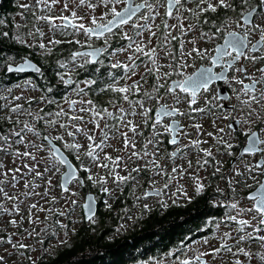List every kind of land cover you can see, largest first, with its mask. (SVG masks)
<instances>
[{"label":"snow or ice","instance_id":"obj_1","mask_svg":"<svg viewBox=\"0 0 264 264\" xmlns=\"http://www.w3.org/2000/svg\"><path fill=\"white\" fill-rule=\"evenodd\" d=\"M57 5H61V14L53 15ZM72 5L70 8L68 0H35V5H19L22 10H28L32 14L33 24L26 33L27 37L38 38L40 42L29 43L17 31L11 37L16 43L27 48H38L41 56L52 55L54 48L62 43H74L89 50L74 51L65 60L57 61L58 67L64 71L57 72L58 81L54 80L47 87V94L39 98L40 103L53 105L56 109L54 112L50 110L45 113L43 108L33 111L34 98L23 94L11 95V87L7 88L9 95H0V101H3L0 103V113H7L0 119L11 125L6 133L0 130V153L11 157V163L15 165L9 168L4 160H0V200L4 202L0 203V215L20 216V220H8L13 228L20 229L24 222V216L21 215L23 205L27 210V222L31 226L22 229L23 237L35 239L37 245H43L45 236L59 239V231L67 233L69 226L60 218L71 220L78 205V200L75 199L79 195L78 189L86 184L95 187L98 193L113 198L125 185L139 184L142 172H151L152 190L142 197L138 196L137 200L146 199L150 195H163L173 181L177 182L176 192L189 198L184 186L178 181L183 179L187 169L193 168V162L188 159L185 168L183 164H175V160L185 159L187 151L195 150L197 172L189 177L193 181L195 194H202L210 186L205 184L206 178L199 175V170H206L211 166L210 175L224 180L231 189L232 202L226 206L235 213L227 214L223 221L216 223V227L219 228L220 223L226 226L235 224L236 227L219 237L221 243L218 248L193 250V257L185 255L183 259L178 258L177 264H210L205 257L215 260L217 257L222 258V253L231 254V264H251L254 258L258 260V264H264V252L251 250L253 243L264 249V234H261L264 233V182L256 180L258 189L246 197L251 202L250 206L241 207L240 200L235 195L236 185L251 187L247 183L248 179L255 180V173L264 175V0H96L95 3L92 0H72ZM80 7H86L90 13H95L98 7L105 11L99 16L90 14L89 23L85 24V18L77 15L76 9ZM20 15L23 17V12ZM157 19L159 23L156 22ZM2 23L0 20V24ZM40 24L46 25L51 33L47 43L43 42L45 32ZM21 27L20 24L15 25L17 30ZM205 27L209 30L205 31ZM191 33L196 35L186 39ZM56 34L65 39H56ZM81 34L85 37L83 42L76 38ZM0 37L9 38V32H0ZM253 37H256L255 42ZM93 38L103 40V46L93 47ZM112 38L126 43L112 48ZM213 41L222 43H217L211 53L208 48L199 46ZM110 48L112 51L109 52ZM104 53L112 58L119 54L125 55L124 61L113 59L110 64L112 69H119L120 74L109 73L110 82L100 88V92L114 94V98L108 101L109 107H100L92 99L83 98L87 96L91 86L97 83L95 79L83 80L84 86L81 87V82L74 80L72 76L75 68L83 69L89 64L103 63L98 58ZM0 58V68L6 73H25L30 70L41 72L40 67L27 57L18 61L11 55H5L3 49H0ZM197 60H208L211 66L187 73L186 69L195 67ZM141 66L144 68L143 72L138 71ZM214 66H220L222 70L214 71ZM229 72L232 73L231 76L228 75ZM137 75L139 79H133ZM148 76L154 80L151 90L143 87ZM120 81L124 83L121 84ZM220 81L229 86H237L231 87L232 95L217 91L214 85ZM57 82L68 87L75 86L73 91L81 99L62 98L61 104L53 95ZM3 91L4 87L0 86V92ZM208 93L214 94L206 95ZM166 97H171V104ZM152 101L157 105L154 115L152 107L146 106ZM201 101L202 107L198 106ZM125 104L127 108L124 107ZM181 104L187 105V109L182 110L179 107ZM196 113L201 118L212 117L214 131L206 133L212 140L208 147H201L207 145L208 140L201 139L205 135L203 125L195 122L191 127L195 129L197 138L189 140L187 144L180 143L181 134L186 137L188 133L175 118L187 117L194 120L193 114ZM137 116L140 117V123L136 122ZM165 118L170 119L168 124L163 123ZM101 121L104 122L103 128ZM37 124L42 127L37 128ZM87 124H92L93 127L87 128ZM144 128L151 129L149 136H144ZM97 131L100 133L99 139ZM29 134L33 139H26ZM163 134L169 136L170 144L177 146L167 154V159L173 161L170 172L165 170V166L157 158L160 154V136ZM240 134L244 137L245 145L240 151V158L235 160L230 170L222 174L223 161L216 157L235 159L236 153L233 150L238 145L234 140ZM117 136L121 138L123 154L114 158L105 149L112 147L109 141L115 140ZM78 137H83L86 144L81 143ZM137 137L144 138L139 150ZM54 141L61 142L60 147ZM20 146H23V151ZM150 146L152 151L149 150ZM65 151L80 161L78 166L69 161ZM42 152L45 155L39 156ZM258 154L260 158L254 163L244 160L245 156L255 158ZM129 161L134 164L137 161L142 163L129 169ZM41 162L44 164L43 172L37 167ZM61 167L66 170L59 183L62 195L58 199L50 192L55 187L51 177L60 173ZM93 168L99 171L93 172ZM81 172L83 176L80 175ZM122 172L126 174H121ZM156 176L164 178V184L160 188L155 187ZM237 177L240 179L237 180ZM110 181L112 187L108 186ZM21 182L22 191L18 188ZM9 187L14 190V194L6 191ZM41 187L44 188L43 192L38 191ZM215 191L223 195V189L219 186ZM5 203H10L11 207H6ZM96 203V198L90 195L83 204V208L87 210L85 218L90 224L96 223ZM102 203L105 208L111 209L108 199H104ZM144 208L148 210L149 206L144 204ZM40 213L44 214L43 220ZM38 225H43L39 231L36 230ZM229 240H234L235 243L229 244ZM65 242L59 240L61 244ZM201 243L207 245L209 241L203 238ZM246 244L249 247L243 246ZM0 245H8L14 252L24 250V258L28 264H37V260L30 254L37 251L35 245L23 243L22 239L16 238L15 233L0 236ZM39 251L46 252L49 249L42 247ZM169 255L174 256L175 252ZM7 256L8 251L5 249V254L0 255V264H6ZM241 256L245 259L241 260Z\"/></svg>","mask_w":264,"mask_h":264},{"label":"rangeland","instance_id":"obj_2","mask_svg":"<svg viewBox=\"0 0 264 264\" xmlns=\"http://www.w3.org/2000/svg\"><path fill=\"white\" fill-rule=\"evenodd\" d=\"M93 3L96 2V0H92ZM23 3H28V4H32L35 5V0H17L15 2V6L18 7V12H15L11 15V20L14 24V26L16 24H20L22 27L17 30L15 28V32H24V29H26V32L29 31L30 28H32V24H33V20H32V14L31 12H29L28 10H22L19 5L23 4ZM69 3V7L71 8L72 5V0H68ZM77 11V15L78 16H83L84 19V23L88 24L89 23V15L90 14H94L99 16L102 12L105 11V9H103L102 7H98L95 11V13H90V10L87 9L86 7H80L76 9ZM23 12V17L20 15V13ZM37 14H39V12L37 11ZM53 15H60L61 14V5H57L56 8L54 9ZM65 15H67L68 13H64ZM43 31L45 32V36L43 38V42L47 43L48 39L51 36V33L49 32V29L46 25L44 24H40L39 25ZM29 28V29H28ZM22 35V34H21ZM190 35V34H189ZM24 38L26 40H28L29 43H33V42H40L38 38L35 37H27L24 36ZM56 39H65L64 36L60 35V34H56L55 36ZM72 37H68V39H71ZM77 39H80L82 42L85 40V37L81 34L80 36L76 37ZM33 50H35L36 48H32ZM38 52V51H37ZM124 56L121 55V59H123ZM64 60V59H63ZM113 62L112 57L107 56V58L103 61V63H99L98 66L99 67H105V66H109V68L107 70H105L108 75L105 78H101L100 81L103 83L104 79L107 81L106 84L108 82H110L111 77L109 75V73H112L113 75H116L118 73L117 69H112L110 67V64ZM71 67V66H70ZM81 68H75V71L72 73L73 79L76 81L81 82L80 86L83 87V83L82 81L85 80H80L78 79L76 76L77 74L81 71ZM2 70H0L1 72ZM63 69H60L59 72H63ZM139 72H143L144 68L143 66H141V68L138 70ZM97 73V72H96ZM43 75H40L38 77V79H42ZM148 78V77H147ZM86 79H90V78H86ZM133 79H139V75H137L136 77H133ZM154 80H152L151 82H147L146 84H144V89H148L149 87L151 88L153 85ZM120 83H124V81H120ZM129 83H131V81H129ZM105 84V86H106ZM17 85H20L21 87H17ZM13 84L11 85V95H21L23 94L25 97H32L33 99V104H32V109L33 111H37L39 108H46L48 104H43L40 103V97L42 95H46L45 93H43L40 90V87L38 86L37 80H32L30 78H25L22 81H20L18 84ZM30 85H34L35 87H31ZM96 85H92L91 88L87 91V96L83 97L84 99H92L94 101L95 104H97L100 107H109V104L107 103L109 100H112L111 98H107V97H102V95L107 94V92H100L96 91L97 94L95 96L91 95L90 91H94V89L96 88ZM1 86V85H0ZM63 86L62 91H64L63 97H55V99L57 101H59L61 104H63V99L62 98H67V99H76L79 100L81 99V97H78L75 95L73 88L75 86ZM4 87V86H3ZM7 88L8 87H4V91L0 92V95H9V93L7 92ZM99 95V97H98ZM108 100V101H107ZM0 103H3V101H0ZM21 103H24V101H21ZM154 104L156 105L155 101L153 103L150 102L149 104H147L146 106L149 107H153ZM25 107H27V104H25ZM65 109L69 112H71V109H69L67 107V105H64ZM77 107H79V105H77ZM125 108H127V104L124 105ZM111 110V109H110ZM4 116L7 115L6 112L4 113H0V116ZM22 119H24V117H22ZM136 122L140 123V117L137 116L136 118ZM104 122L101 121V128H103ZM87 128H92L93 125L92 124H87L85 125ZM11 127V125H9L6 121L5 125H4V132L6 133L7 130ZM17 126V130H18ZM42 125L37 124V128H41ZM143 127V126H142ZM146 129V128H144ZM143 129V130H144ZM162 131V129H161ZM148 136L151 134V129L148 128ZM56 133H53V135H55ZM97 138L99 139L100 133L99 131L96 132ZM26 139H33V137H31V135L29 134V136L26 137ZM65 139H69L68 137H65ZM78 140L81 143L86 144V141L84 140L83 137H78ZM55 142V141H54ZM144 140H142V137H137V150H139L142 145H143ZM46 143V142H45ZM56 143V142H55ZM109 143L112 145V147H108L105 149V151L110 154L111 156H113L114 158L117 155H122V143H121V138L119 136L116 137L115 140H111L109 141ZM212 144V140H208V144L207 145H201V147H208L209 145ZM114 149H121V151H115ZM20 150L23 151V146H20ZM149 150L152 151L153 149L151 148V146L149 147ZM159 156L157 157L160 160V156L161 154L164 152V149L159 147ZM39 156H43L45 155V153H39ZM73 156L70 154V157ZM218 160H221L222 157L217 156L216 157ZM11 157H5L2 153H0V160H4V162L7 164V167L12 168L15 167V165H13L11 163ZM190 159L193 162V168L191 169H187V173L184 175L183 179H180L178 181V183L180 185L184 186V189L187 191L188 197L189 198H185L184 196L180 195L179 193L176 192V187H177V182L173 181L169 188L166 189V196L167 198H171V202H164L161 199H157V198H148L151 196H148L146 199H140V200H136L137 197L139 196L138 192H139V187H135L134 192H136L135 194H132V196H130V198H128V200H125L124 197H121L119 199V203H118V207L120 209L119 212V216L117 217L116 220H118V222H115V224L113 225V230L115 232H118L119 234H123V233H127V232H131L134 231L137 227L138 224L135 225V223H139L140 221H143L145 219L146 216H148L149 211L154 210L156 208H158L159 206H169L173 200L175 199H191L194 196H199L196 195L194 192V187H193V181L189 178L190 175H194L197 172L196 169V159H197V153L195 150H190L187 151V156L185 159H176L175 160V164L179 165V164H183L185 166V168H187V163L186 161ZM74 164H76V166L79 165L80 161H77L75 159V157L73 156V160ZM29 163H31V161H29ZM142 162L137 161L135 164L132 163L131 161L128 162V167L129 169H131L132 167H136L138 164H140ZM167 164L169 166V172L171 171V168L173 166V161L171 160H167ZM37 167L39 168V170L41 172H43L44 170V164L43 162H41L39 165H37ZM121 167H123V165H121ZM64 167H61V172L57 173L55 176H52V180H53V184L55 185V187H53L50 192L52 196L57 197L58 199L61 197L62 193L60 191L59 188V183H60V178L62 173L64 172ZM99 171L98 169L93 168V172H97ZM212 172V167L208 166L206 168V170L201 169L199 170V175L201 177H205L206 179L204 180L205 184L210 185L209 187L206 188V190H210L212 192V194L209 196V202L212 203V205H221V206H215L216 208H218L217 210V215L218 217L216 219L213 218V216H211L214 219V229H213V233L210 235H200L201 237L198 238V240L196 241H192L189 242L188 239L192 238L191 236L187 237L186 239H184L181 243L178 244V246L174 249L171 250L170 253L175 252V255H169V253H165L162 256H157V257H153L150 260H139L137 263L134 264H157V262H159V264H177L178 258L179 259H183L186 256L188 257H193L194 255V251L193 250H211L212 248H218L220 246L221 240L219 239V237L226 231H232L236 225L235 224H229L228 226H226L224 223H220L219 228L216 227V223L218 221H223L224 218L226 217L227 214H235L230 208H228L226 205L229 204L231 201V189L228 187V185L226 184V182L224 180H221L219 178H212L211 179V175L210 173ZM103 174V173H101ZM121 174H126V173H121ZM223 174V171H222ZM153 175V174H152ZM255 177L256 179H248L247 183L249 185H251V187H240L239 185H236V198L240 200V206L244 207V206H250V201H248L246 199L247 194L252 191L254 189V187L256 185H258L256 183V180L261 182V174L259 173H255ZM240 177H237L236 179L239 180ZM158 179V176L155 177V180ZM156 185H160L158 183V180ZM141 183H143L142 177L139 178V184H135L134 186H138ZM151 185V184H150ZM149 185V186H150ZM109 187H112L111 181L109 182ZM219 186L221 189H223V195H221L220 193H217L215 191L216 187ZM19 190L22 191L23 190V182H21V184L18 186ZM152 188V187H150ZM205 190V191H206ZM6 191H9V194H14V190L9 188H6ZM38 191L43 192L44 188L41 187L40 189H38ZM204 191V192H205ZM79 195L77 197H75V199L78 200V205L76 207V211L75 214L72 216L71 220L69 219H65L63 217H61L60 219L68 224L69 229L67 231V233L65 234L64 231H59L58 232V236L59 239L57 238H51L49 236H45L44 237V241L45 239H48V242L51 241V243H46L44 242L43 245H37L35 239H28V238H24L23 234H22V229L24 228H30L31 226L28 224L27 222V210L23 207V205L21 206V215L24 216V222L21 225L20 229H15L13 228L10 224H8V220L11 218L20 220V216H12L9 217L8 215H0V229H2V231H0V236H4L7 233H15L16 234V238L18 239H22V242L25 244H32L35 245V247L37 248L36 252H32L30 253L34 259L38 260V259H42V257H46V255H48V251L46 252H41L39 251L40 248L44 247V248H48L49 251H55L57 249H59L62 245L64 247H67L69 245H71V241H69V243H65V244H61L59 243V240H64L66 241L69 236L74 233L75 231H77L80 227V223L78 219L80 218V198L84 197V195L82 194L80 188L78 189ZM146 193V192H145ZM144 193V194H145ZM143 194V195H144ZM117 196V195H115ZM140 197V196H139ZM38 199V198H37ZM104 199H108V197H103ZM204 199H206L204 197ZM29 203L31 202V200L28 201ZM0 203H4L2 200H0ZM41 203L43 204L44 202L41 200ZM63 203V201L61 200V204ZM144 204H147L149 206L148 210H145L144 208ZM186 205H189V203L186 201ZM6 207H11L10 203H5ZM50 205H45V207H48ZM125 209H127V211H125ZM220 209V210H219ZM103 212V210L101 211ZM216 213V211H214ZM219 212V213H218ZM214 213V214H215ZM40 218L41 220L44 219V214L40 213ZM246 218V217H245ZM53 219H56L55 217H53ZM80 222H82V225L85 224L84 220L81 219ZM51 223V222H49ZM43 227V225H38L36 226V230L39 231L40 228ZM264 234V233H261ZM233 235L235 236L236 233L233 231ZM203 238H207L209 243L207 245H203L201 243ZM229 244H234L235 241L234 240H229L227 241ZM244 247H249V245H243ZM5 249H7L8 251V256L6 257V264H23L24 262H26L27 260L24 258L25 256V252L24 250H20L19 252H14V250H12L8 245H0V255H4L5 254ZM235 251V248L233 249ZM251 250L253 252L256 251H261L264 252V249H261L259 246L254 247L251 245ZM221 257H217L215 260L212 259V257H205L206 259H208V261L210 262V264H231V260L233 259V257L231 256V254L228 253H222ZM241 260H244V257H240ZM255 258L251 261V263L253 262V264H258L257 262L254 261ZM247 264V262H246Z\"/></svg>","mask_w":264,"mask_h":264},{"label":"trees","instance_id":"obj_3","mask_svg":"<svg viewBox=\"0 0 264 264\" xmlns=\"http://www.w3.org/2000/svg\"><path fill=\"white\" fill-rule=\"evenodd\" d=\"M14 2L15 0H2V9L6 13V16H8L11 11L13 12ZM6 16L1 20L5 21ZM7 23L10 24V21H7ZM12 28L13 25H9L3 30L9 32V38L0 37L2 38L0 46H2L7 53L11 50L15 51L16 54H14V57L18 59L30 57L36 60L38 66L43 71V78H37V83L40 90L47 94V87L52 85L54 80L58 81L56 74L60 68L57 65V61L64 59V53L69 45L62 43L54 48L52 55L41 56L38 54L40 52L38 48L33 50L32 48H27L24 45L16 43L15 40L11 38L13 37L12 34H16V32L12 31ZM19 33L22 34V36H26L27 32L26 29H24V32ZM95 80L97 85L94 91H90L91 95L96 93V90L105 87L107 82L105 79L103 83L100 79ZM62 89L63 86L57 82L53 93L54 97H63L64 91H62ZM102 97L114 98V96ZM50 110L54 112L56 109L53 105H47V107L44 108L45 113ZM55 142V144L60 146L61 142ZM65 153L73 160V156L70 157L67 151H65ZM146 174L147 173H143L142 175L145 177ZM146 178L149 181V177L147 176ZM83 189L86 191L93 189L94 191V187L89 184H86ZM124 198L128 200V194H124ZM207 199L208 198L199 199L189 205L173 209L171 210L172 212L170 211L168 214L161 217H159L158 214H154L152 217L140 221L138 227L134 231L123 234H119L113 230V225L115 222H118L116 219L120 212L117 206L119 200H117L116 203L112 205L111 209H102L103 212H101L95 224L84 222L85 224L82 225V223H80L79 229L72 233L65 242L69 243V241H71V245L67 247L62 245L55 251H48V255L42 257V259H38L37 264H130L127 262L136 261L137 259H152L153 256H157L163 251L168 250V248L174 246L173 244L179 241V239H182L190 221L194 220L198 222V220L202 218V211L204 208L206 209L209 207V210H211L210 204L212 203L209 204ZM214 216H217V214ZM44 242L47 243L48 239H45ZM23 264H28V262L26 261Z\"/></svg>","mask_w":264,"mask_h":264},{"label":"flooded vegetation","instance_id":"obj_4","mask_svg":"<svg viewBox=\"0 0 264 264\" xmlns=\"http://www.w3.org/2000/svg\"><path fill=\"white\" fill-rule=\"evenodd\" d=\"M16 1L17 0H15V2ZM15 2L13 4V8H14L13 12L11 11L8 14V16H6V13L2 9L3 8L2 0H0V20L6 16L5 21H3L2 24H0V32H2L4 29H6L9 25H13L12 31L15 32V26H14L12 20H11V15L13 13H15V12H18V7L15 6ZM137 2H140V0H137ZM161 12H163V9H161ZM7 21H10V24H8ZM156 22L159 23V19H157ZM170 23H171V21H170ZM125 30H127V29H125ZM204 30L208 31L209 29L207 27H205ZM14 35L15 34H12V36H14ZM194 35H196V34L195 33H191L188 37H186V39H191V38H193ZM146 36H147V34H145V37ZM1 39L2 38H0V41H1ZM255 39H256V37H253V42H255ZM110 43L112 45V48H116V47H119L121 44H124L126 42L117 41L115 38H112L110 40ZM154 43H155V41H154ZM173 43L175 44V42H173ZM217 43H222V41H213V42H210V43H201L199 46L202 47V48H208L209 52L211 53L212 49L216 46ZM65 44L69 45V47L66 49V51L64 53V60L67 57H69L70 54L72 52H74V51H77V50H80V51L89 50V49H87V47L81 48L79 45H76L74 43H65ZM92 44H93V47H95V48L102 47L103 46V40H96L95 38H93ZM0 49H3L2 46H0ZM110 51H112L111 48L109 49V52ZM3 52H4L5 55H11L13 57L15 56L14 54H16L15 51H13V50H11L9 53H7L6 50L3 49ZM121 55L124 56L123 59H121ZM107 56H108V54L104 53L98 59L104 61L107 58ZM15 58L18 61L20 60L17 57H15ZM27 58L32 60L35 64H37L35 59L30 58V57H27ZM0 59H2V58H0ZM112 59H119L121 61H124L125 60V55L124 54H119L115 58H112ZM98 64L99 63L87 65L85 68H83L77 74L76 77L78 79H80V80H83V79H86V78H90V79L105 78L108 75V73L105 70H107L109 68V66L99 67ZM209 66H211L210 65V61H208V60H204V61L197 60V61H195V67H189L188 69H186V72L191 74V73L197 71L201 67H209ZM259 66L260 65H257V67H259ZM0 70H2L0 72V85L4 86V87H10L13 84L17 85L20 81H22L25 78H30L32 80H37V78L40 75H43L42 69H41V72H39V73H37V72L36 73H33V72L32 73H6L3 68H0ZM117 70H118V73L116 75L120 74V70L119 69H117ZM213 70L214 71H221L222 69L220 68V66H214ZM228 75L231 76L232 73L229 72ZM152 80H153V78L151 76H148L147 82L149 83ZM148 83H147V85H148ZM214 87L217 89L218 92H220L222 94L232 95L231 87H237V86L236 85L229 86V85L224 84L222 81H220V82H217V84L214 85ZM148 90H151V88L149 87ZM96 91H99V90H96ZM161 93H163V89H161ZM96 94H97V92L94 93L93 95H96ZM212 94H214V93H208L206 95H212ZM102 96L111 97V96H114V94H112L110 92H107V94H105V95L103 94ZM166 100L168 101L169 104L172 103L171 97H166ZM163 102L164 101H161V103H163ZM233 102H234V96H233ZM153 103H154V101H153ZM221 103H222V101H221ZM198 106L202 107L203 106V101H201ZM179 107L182 110H186L187 109V105H185V104H181V105H179ZM156 108H157V105L154 104V106L152 107L153 115L155 114ZM193 116H194V120H189L187 117H176L175 118V119H178L180 121V124L183 125V129L188 133V135L186 137L181 134V136H180V143L181 144H187L189 140H194V139L197 138V134H196L195 129H193L191 127V124L194 123V122L195 123H200V124L203 125V130L205 132V135L203 137H201V139L211 140V138L207 137L206 133L210 132V131H214L213 126L211 124L212 117L201 118V115L198 114V113L193 114ZM0 117H2V115ZM169 122H170L169 118H165L164 121H163L164 124H168ZM5 123H6L5 120L0 119V130H4ZM237 127H239V126H237ZM255 127L256 126H254V129H255ZM143 131H144V136H148V133H149L148 132V128L144 129ZM142 140H144L143 137H142ZM160 140H161V144L159 145V147L164 149V152L160 156V162L165 166V170L169 171V166L167 164V160H168L167 159V154L170 153L171 151H174L177 146L172 145V144H170L168 142L169 141V136L167 134L161 135L160 136ZM243 141H244V137H243L242 134H240L239 138L234 140V143L236 145H238V147L233 150L236 153L235 159H233V157H223L222 158V161H223V172H226V171L230 170V168L235 164V160H238L240 158V151L245 146ZM257 158H260L259 154L255 158L254 157H250V156H245L244 160L247 161V162L254 163ZM177 159H179V158H177ZM143 173L144 172H142L140 174V177H142L143 183H141L138 186L137 185L134 186L135 185L134 183L133 184H129V185H125L123 187V190L122 191H118L116 193L117 196H114L113 198H109L108 202L111 205H114L116 203V201L121 198V196L124 197V194H128V197L130 198V196H132V194L136 193V192H134L135 187H139L138 194H139L140 197H142L145 192H150L152 190V188H150V187H153L152 185H150V179L152 178V173L148 172L145 177H144V175H142ZM80 175L83 176L84 174L81 172ZM147 176L149 177V181L146 178ZM212 178L213 177L211 176V179ZM263 178H264V175H261V179H262L261 182L263 181ZM156 180H158V183L160 185H155V187L156 188L162 187L163 184H164V178H161V177L158 176V179H156ZM258 187H259V185H256L254 187V189L247 194V196L249 194H251L253 191H255ZM80 190H81L82 194L84 195V197L80 198V204H79V206H80V218L83 219L84 222L89 223L86 220V218H85L86 217V212H85V209L83 208V204L86 203L87 196L89 194H92V195L95 196L96 201H97V203H96V220H97L99 218L100 214H101L102 209H104V210L107 209V208L104 207V205L102 203L103 197H106V196L103 193H98V191H97V189L95 187H94V191H93V189H91L90 191H86L85 189H83V187L80 188ZM211 194H212V192L210 190H206L205 192H203L199 196H194L191 199H175L167 207L159 206L158 208L149 211L148 216H146L144 220H146L148 217H152V215H154V214L155 215L158 214V216L161 217L163 215L168 214L173 209H177L179 207L185 206L186 205V201L189 204H191L194 201H197L199 199L200 200L204 199V197L205 198H209V196ZM152 197L153 198H157V199H161V200H163L166 203L168 201L171 202V198H167V196H166V190L164 191V194L161 195V196L151 195V197H148V198H152ZM207 200H209V199H207ZM210 203L211 202H209V204ZM210 205H211V210H209V207H207L206 209L204 208L203 211H202V214H203L202 218L200 220H198V222H195L194 220L190 221L191 225L189 224V226L187 227L186 232L183 234L184 235L183 238L179 239V241H177L175 243L176 245L173 244L174 246L169 247L170 249L168 248V250L163 251L162 253H160L157 256H162L165 253H167V254L170 253L172 249H174V248H176L178 246L177 245L178 243H181L184 239H186L189 236H191L192 238L188 239V241L192 242V241L198 240V238L201 237L200 235H210V234H212L213 233V229H214V225H215L214 224V219H216L218 217V215L217 216H214V215L217 214L218 208H216L212 204H210ZM117 206H118V204H117ZM214 211H216V213ZM211 216H213L214 219ZM81 219H78L79 223H82V222H80ZM137 224L138 223H135V225H137ZM251 245L254 246V247L258 246L255 243H253ZM157 256H153V257H157ZM141 260H143V259H141ZM146 260H150V259H146ZM206 260H208V259H206ZM138 261H139V259H137L136 261H128L127 263L134 264V263H137ZM254 261L258 263L257 259H255ZM251 264H253V262Z\"/></svg>","mask_w":264,"mask_h":264},{"label":"water","instance_id":"obj_5","mask_svg":"<svg viewBox=\"0 0 264 264\" xmlns=\"http://www.w3.org/2000/svg\"><path fill=\"white\" fill-rule=\"evenodd\" d=\"M32 62H33V61H32ZM33 63H34V62H33ZM34 64H35V63H34ZM36 65H37V64H36ZM37 66H38V65H37ZM38 67H39V66H38ZM40 69H41V68H40ZM32 72H33V73H36L34 70H30V71L25 72V73H32ZM56 146H57V147H60V146L57 145V144H56ZM65 155L67 156V158L69 159V161H70L74 166H76V165L74 164V162H72V160L69 158V156H68L66 153H65ZM64 169H65V168H64ZM65 170H66V169H65ZM65 170H64V171H65ZM60 182H62V175H61V178H60ZM262 182H264V178H263V181H262ZM257 189H258V188H257ZM257 189H256V190H257ZM256 190H255V191H256ZM253 192H254V191H253ZM90 195H91V196H94V195H92V194H89L88 196H90ZM88 196H87V198H88ZM150 196H151V195H150ZM94 197H95V196H94ZM86 202H87V200H86ZM94 209H95V212H96V204L94 205ZM85 212H86V214H87V210H86V209H85Z\"/></svg>","mask_w":264,"mask_h":264}]
</instances>
